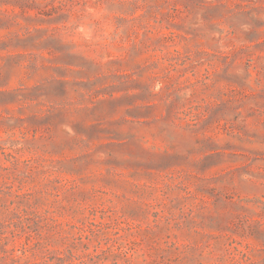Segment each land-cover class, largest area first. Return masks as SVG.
<instances>
[{
    "label": "rangeland",
    "instance_id": "obj_1",
    "mask_svg": "<svg viewBox=\"0 0 264 264\" xmlns=\"http://www.w3.org/2000/svg\"><path fill=\"white\" fill-rule=\"evenodd\" d=\"M0 264H264V0H0Z\"/></svg>",
    "mask_w": 264,
    "mask_h": 264
}]
</instances>
